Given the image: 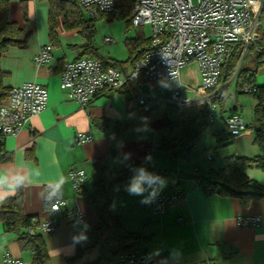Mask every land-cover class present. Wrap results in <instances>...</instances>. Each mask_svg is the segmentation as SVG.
<instances>
[{"label": "crops", "instance_id": "crops-1", "mask_svg": "<svg viewBox=\"0 0 264 264\" xmlns=\"http://www.w3.org/2000/svg\"><path fill=\"white\" fill-rule=\"evenodd\" d=\"M251 3L258 9V0H251ZM50 10L48 0H9V17L19 30L17 37L21 43L9 47L0 59V69L5 73L2 78L5 90L24 82H37L48 93L46 108L32 116L15 136L3 139L0 175L8 184L23 178L22 212L35 216L37 224L45 219L43 184L53 181L61 184L65 202L63 209H77L84 218L82 223L75 224L65 214L55 217L56 228L52 233H44L36 225L48 254L45 264H67L79 250L86 251L84 257L95 258L97 252L92 247L93 237L88 231L97 225L98 220L88 194L92 193L94 182L101 177L102 167L118 171L123 166L108 152L109 142L115 134H118V150L122 155L145 168L160 170L161 173L154 175L159 177V190L169 191L175 182L181 190V198L159 214L147 205L146 195L150 189L137 195L115 187L111 212L119 217L127 232L138 234V238L127 243L131 250L146 251L153 264H264V220L256 225L241 226L235 219L255 214L264 216V197L245 204L237 197L208 194L194 177L207 173L210 168L222 167L229 156H252L258 152L253 133L257 98L250 92L247 93L252 97L243 98L237 94L243 92L239 84L250 73L256 85H264V54L257 57V47L250 45L240 55L223 88L225 97L216 103L218 113L202 128L187 154L179 157L180 145L175 144V140L181 138V131L174 124L178 121L176 110L162 98L177 88L184 95L195 96L194 89L200 84L201 74L198 64L195 75L194 69L188 65H194L192 62L196 61L183 66L178 79L172 82L139 80L138 87L142 92L157 97L149 101L151 112L146 121L136 101L137 92L132 81L119 90L99 94L83 108L68 99L60 89L63 65L87 56L108 61L118 59L110 54H98L93 42L85 36L86 32L91 36L92 31H80V26L64 23L62 14H57L58 8L55 7L51 10V15L55 14L51 37ZM79 10L82 13L81 7ZM256 16L259 21L258 38L264 34V24L261 23L264 4L256 11ZM130 38H143V35L137 32ZM45 44H52V58L48 63L36 65L32 57ZM247 56H250L248 64L254 62V70L244 68L242 64ZM132 64L127 61L117 68L126 75ZM239 66L242 74H236ZM230 87L234 89V95ZM162 92L166 94L162 95ZM3 99L4 96L0 97ZM202 107L205 106L193 107L192 115L183 123L193 118L192 125L196 126ZM231 113L239 114L246 125L236 138L225 131L223 118ZM138 117L142 119L138 121ZM129 120L131 122L127 125ZM79 134L90 135L91 139L78 142ZM153 143L158 147L149 151ZM149 156L151 160L147 159ZM78 168L86 174L80 191L73 189L68 178L69 171ZM192 171L197 173L191 175ZM245 174L254 183L264 184V170L252 165L245 169ZM142 187L147 189V183L144 182ZM15 193L0 189V206ZM5 254L19 260V264H31V249L21 247L18 235L6 230L0 220V264H5ZM101 264L124 263L116 253L108 255Z\"/></svg>", "mask_w": 264, "mask_h": 264}, {"label": "built area", "instance_id": "built-area-1", "mask_svg": "<svg viewBox=\"0 0 264 264\" xmlns=\"http://www.w3.org/2000/svg\"><path fill=\"white\" fill-rule=\"evenodd\" d=\"M118 0H78L89 18L101 14L114 13ZM125 1V0H123ZM132 3L131 25L150 24V48L132 64L131 70L124 75L113 66L105 65L101 59L81 57L68 61L60 72V89L65 96L85 108L99 94L119 90L127 83L133 82L136 90V101L142 110L151 109L149 101L157 98L144 93L138 87L140 79L150 81L172 82L179 77L180 69L191 61H196L200 70V84L195 87V96H187L177 88L163 100L176 110V120L183 122L192 115L195 106L206 107L207 122L214 117V108L223 100L225 83L218 84L221 65L226 54L234 43L242 44L241 55L257 38L259 27L256 11L264 4L258 0V9L251 0H126ZM53 55L52 44L42 45L33 55L36 65L48 63ZM141 86V85H139ZM240 91L251 92L255 89L252 83H242ZM4 99L0 100V149L3 139L15 136L25 123L39 114L47 106L48 93L44 86L37 82H24L11 86L3 91ZM227 132L238 137L246 128L244 119L237 113L224 118ZM91 139L90 135H78L77 141ZM180 145L178 156H184L193 143L188 136L175 140ZM158 147L153 143L152 151ZM210 158V155L208 154ZM178 175L181 176L179 171ZM197 171H192L194 175ZM81 168L69 171L68 178L73 189L80 191L85 179ZM147 183V182H145ZM155 189L156 195H151ZM42 203L45 219L37 224L40 231L52 233L56 228L55 217L65 214L75 224L84 221L83 214L77 209L64 210V199L60 182H46L42 187ZM148 207L155 213L163 214L176 200L181 198V190L174 186L169 191H161L155 185L146 195ZM241 226L256 225L262 215L237 216ZM36 220L35 218L33 219ZM180 220V219H179ZM124 264H153L149 254L144 250H132L119 253ZM5 264H19L8 254L3 257ZM201 264V263H199Z\"/></svg>", "mask_w": 264, "mask_h": 264}, {"label": "trees", "instance_id": "trees-1", "mask_svg": "<svg viewBox=\"0 0 264 264\" xmlns=\"http://www.w3.org/2000/svg\"><path fill=\"white\" fill-rule=\"evenodd\" d=\"M52 8H58L57 14L61 13L64 23L72 27L80 26L79 19L80 5L78 0H48ZM116 9L120 16H128L127 20L131 24L132 3L129 1L118 0ZM49 11V34L52 37L54 31V16ZM113 13L101 14L100 16H108ZM84 27L91 31V18L83 19ZM19 30L16 24L9 17V0H0V59L6 50L11 46H18L21 41L18 39ZM125 44L128 49L127 61L134 63L144 51L150 48V38L126 39ZM257 47V57L264 54V34H261L256 40L250 44ZM248 46V49L251 46ZM242 51L241 43H234L221 65L218 84L227 82L235 69ZM105 65L118 67L123 61H108L101 59ZM126 61V62H127ZM241 72V73H240ZM240 66L236 74H242ZM5 75L0 69V97L3 95L5 88L2 87V78ZM253 74L244 76L242 83H252L255 89L250 93L257 98L255 106L256 125L253 127L254 144L258 148L255 155L229 156L225 159L222 167L214 169L210 168L207 173L194 176L197 183L208 193H216L224 196L237 197L247 204L252 199L264 197V184L254 183L246 174L245 169L249 166H256L264 170V85H256L252 80ZM240 83L239 86L242 84ZM2 92V93H1ZM141 107V106H140ZM150 110L142 111L143 120H148ZM200 121L193 126L194 119L186 122L175 121L174 124L180 129V136L187 135L190 142L194 143L202 128L208 123L206 119V107H202L198 114ZM205 117V120L203 118ZM142 119L138 117L137 120ZM131 120H129V125ZM225 131L227 132L226 128ZM227 134L232 137L228 132ZM233 138V137H232ZM110 156L119 159L123 166L118 171H111L107 167H102L101 177L93 184L92 193L88 194L94 213L98 220L97 225L88 231L93 237L92 247L96 249L95 258L84 257L85 250H79L74 257L68 259L67 264H101L104 258L110 254H116L124 251H132L127 243L138 238L137 233L127 232L117 215L111 212L113 195L115 187L125 191L133 181L139 178L141 169L144 172L155 175L161 173L156 168H145L131 161L118 150V134L110 140L108 146ZM177 182L173 184L176 186ZM22 189L16 191L15 195L6 199L0 206V220L8 231L15 232L18 235V241L23 248L31 249V264H45L48 260V254L45 243L41 234L36 230L37 222L33 219L35 216L26 215L22 212Z\"/></svg>", "mask_w": 264, "mask_h": 264}, {"label": "rangeland", "instance_id": "rangeland-1", "mask_svg": "<svg viewBox=\"0 0 264 264\" xmlns=\"http://www.w3.org/2000/svg\"><path fill=\"white\" fill-rule=\"evenodd\" d=\"M126 1V0H125ZM82 13H79V19L81 20L80 31H89L84 27V17L89 18L90 16L87 12L82 9ZM128 16H120L118 14L117 9L112 15L108 16H99L93 18L91 22V36L90 33L86 32L85 36L93 42L94 46L98 50V54L111 56L121 60L123 62L127 61L128 58V49L125 44L126 39H131L130 37H134L137 32L143 35V38H148L151 35V26L150 24H145L141 26H133L128 23ZM261 23L264 24V16L261 17ZM264 26V25H262ZM264 28V27H262ZM255 59V57L253 56ZM250 56H247L243 59L242 64L244 68H248L250 70H254V62L249 63ZM191 63V62H190ZM194 65H188L190 68L192 67L194 70V75L196 74L197 63L192 62ZM189 64V63H188ZM234 95V89L232 87L229 88ZM162 95H165L166 92H162ZM240 97L249 96L252 97L250 93L247 92H239L237 94ZM229 97V96H228ZM163 100V98H162ZM161 100V101H162ZM217 106V105H216ZM214 108V114H217L219 111V106Z\"/></svg>", "mask_w": 264, "mask_h": 264}, {"label": "clouds", "instance_id": "clouds-1", "mask_svg": "<svg viewBox=\"0 0 264 264\" xmlns=\"http://www.w3.org/2000/svg\"><path fill=\"white\" fill-rule=\"evenodd\" d=\"M147 159L151 160V157L149 156ZM158 179L159 177L148 174L144 172L143 169H141V174L139 178L133 181L131 185L126 188V190L130 194L142 195L144 191L152 188V186L155 185V181ZM144 182H147V185H148L147 189L145 187H142V184ZM22 184H23L22 177L16 183L8 184L4 176L0 175V189H4L9 193H14L15 191H17L22 186ZM151 195H156L155 189H153V191L151 192ZM146 199H149V198H146ZM142 202H145V201H142ZM82 239H86V237H82Z\"/></svg>", "mask_w": 264, "mask_h": 264}]
</instances>
